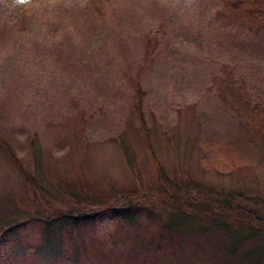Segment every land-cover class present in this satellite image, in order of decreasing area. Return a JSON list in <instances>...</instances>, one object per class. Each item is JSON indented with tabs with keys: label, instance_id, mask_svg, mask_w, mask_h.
Masks as SVG:
<instances>
[{
	"label": "rangeland",
	"instance_id": "rangeland-1",
	"mask_svg": "<svg viewBox=\"0 0 264 264\" xmlns=\"http://www.w3.org/2000/svg\"><path fill=\"white\" fill-rule=\"evenodd\" d=\"M171 10L149 0H0V135L9 150L13 148L28 166L34 144L47 146L51 159L59 162L55 167L61 181L72 179L67 184L72 189L83 179L101 183L104 189L127 184L130 172L126 161L134 153L125 150L128 142L118 146L109 140L123 130L124 123L138 120L132 110V88L138 82L145 93L142 112L147 126L156 121L169 137L176 136L187 146L172 145V139L167 143L153 130L149 137L152 151L148 150L153 157L141 151L143 146L138 160L135 154L139 170L152 164L147 179L155 180L160 172L170 176L177 165L182 168L179 171L202 185L241 193L249 203L262 201L264 150L258 151L246 140V131L253 127L243 128L241 138V123L224 122V117L235 116L225 114L228 109L219 106L217 99L211 100L218 105L214 114L222 121L215 122L213 130L220 127L221 134L239 137L221 142L225 148L206 149L209 118L215 116L204 98L217 95L214 78L227 65L235 79L264 104V62H255L259 52H264V34L254 41L251 32L241 34L218 24L210 26L212 13L202 17L182 10L178 21L170 15ZM146 34L156 35L159 42L156 59L144 66L140 39ZM248 34L253 47L237 49ZM71 99H79L80 108L94 113L92 126L84 125L91 147L74 146L72 129L45 125L75 114ZM191 105L196 106L195 121L190 114H179ZM230 144L237 147L227 148ZM6 150L0 147V217L9 221L12 206L32 208L33 197L39 200L40 194L35 195L34 187L23 179ZM49 168L47 175H52V166ZM41 176L42 172L35 178ZM111 226L101 224L99 230L104 232ZM30 229L23 232V242L35 246L39 232ZM125 231L128 237L126 234L122 247L129 248L137 239L131 238L130 227ZM216 238L215 246L206 241L209 238L196 241V237H188L191 242H183L186 251L175 245L161 256L150 254L140 264H210L207 259L223 256L219 251L223 243Z\"/></svg>",
	"mask_w": 264,
	"mask_h": 264
},
{
	"label": "trees",
	"instance_id": "trees-1",
	"mask_svg": "<svg viewBox=\"0 0 264 264\" xmlns=\"http://www.w3.org/2000/svg\"><path fill=\"white\" fill-rule=\"evenodd\" d=\"M149 1L151 4L157 3L166 9H172L170 15L178 21V15L183 14L182 10L189 13L198 12L202 17L212 13L210 26L218 24L222 29L229 28L241 34L251 32L253 39L264 34V0ZM248 37L249 34L240 40V46L236 45L237 49L246 50L253 47L255 39L249 40ZM158 42L156 35L146 34L140 39L144 66L156 59ZM262 48L264 51V47ZM256 60L258 63L264 62V52H259ZM228 68L223 65L220 76L214 78L217 95L204 98V103H211V114L215 116L209 118L210 135L206 149L225 148L221 142H232L238 139L239 134L242 138L241 130L252 126L251 131H246V140H250L258 151L264 150V104L255 99L246 85L235 79V75ZM133 85L135 102L132 110L136 112L138 120L135 119V124L124 123L123 130L109 140L118 146L123 141L128 142L125 150L134 153V156L128 157L126 161L130 178L125 185L112 184L104 189L101 183L94 184L89 179H79L81 181H78V184L72 183L77 185H73L75 189H72L67 186L68 183L71 184L72 179L64 178L61 181L55 167L59 162L55 163V159H51L52 153L47 146L42 143L34 144L30 162L27 163L30 165L27 166L12 147L9 150L7 142L0 135V147L7 149L5 152L12 161L14 160L15 167L23 179L34 187L35 195L37 192L40 194L39 200L34 195V206L30 207L31 209L12 206L9 212L12 218L9 221L0 217V264H140L150 254L161 256L166 250H174L175 245L182 247L185 245L183 242L190 243L188 237H196V241L209 238L206 241L216 246V236H219L218 241L223 243L219 248L223 256L220 259H207L210 264H264V198L255 204L246 202L241 193L213 188L212 185L207 187L194 181L185 172L179 171L182 168L177 165L173 168L171 177L160 172L155 180L146 178L150 176L146 172L152 164L139 170L135 154L138 160L140 154L137 153L143 146L141 151L146 150L147 155L153 157L148 151H152V141H149V137L153 130L166 142H171L172 139V145L177 142L182 147L187 146L183 145L185 143L180 138L169 137L156 121H153L150 127L147 126L142 112L145 93L141 91L138 82ZM214 99L218 100L216 103L219 106L221 104L228 109L225 114L230 112L238 118H223L224 122L241 123L238 136L221 134L220 127L216 131L213 130L215 122H222L214 114V110L219 109L218 105L211 101ZM79 104V99H71L70 105L75 107L76 113L64 115L57 121L50 120L45 125L48 128L72 129L73 145L84 149L93 145L89 143L91 140L84 125L92 126L94 113L89 109L80 108ZM195 107L187 106L179 110V114H190L189 118L195 121ZM238 107L244 108V112L237 110ZM253 119L257 123L256 127ZM139 136L141 139L137 140ZM123 145L125 148V143ZM229 147L237 146L230 144L227 148ZM39 152L46 158L47 164L43 163ZM148 156V162L152 161ZM62 163L64 164V161ZM50 165L53 174L47 175L46 171H50ZM40 172L42 176L36 179L35 175L38 176ZM42 200L45 201L43 205ZM101 224L112 226L109 230L100 232ZM127 227H130L131 238L137 239L129 248L122 247V243L124 246L126 243L125 235L128 237L125 231ZM28 228L39 232V240L35 246L23 242V232ZM148 232L149 235H146ZM243 246L245 248L240 249ZM184 249L186 251L185 247Z\"/></svg>",
	"mask_w": 264,
	"mask_h": 264
}]
</instances>
